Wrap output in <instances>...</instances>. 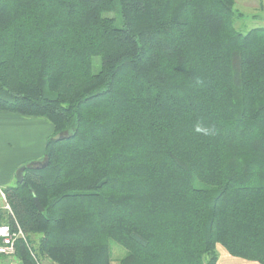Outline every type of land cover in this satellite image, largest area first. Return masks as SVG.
<instances>
[{
	"label": "trees",
	"instance_id": "trees-1",
	"mask_svg": "<svg viewBox=\"0 0 264 264\" xmlns=\"http://www.w3.org/2000/svg\"><path fill=\"white\" fill-rule=\"evenodd\" d=\"M235 2L0 0V111L54 127L4 188L23 264H264V22Z\"/></svg>",
	"mask_w": 264,
	"mask_h": 264
},
{
	"label": "rangeland",
	"instance_id": "rangeland-1",
	"mask_svg": "<svg viewBox=\"0 0 264 264\" xmlns=\"http://www.w3.org/2000/svg\"><path fill=\"white\" fill-rule=\"evenodd\" d=\"M235 8L241 13L235 22L240 30L247 31L262 24L260 18L264 14V0H236ZM95 69H99V64ZM14 116L16 117L0 119L3 134V141L0 144V158L2 156L8 157L11 162L19 166L16 167V176L13 177L9 185L18 181L17 173L22 166L44 159L45 143L53 133V127L46 118ZM2 187L4 186L2 185ZM2 206L3 203L0 200V208ZM110 245L114 257L113 264H118L119 258L126 250L115 241H111Z\"/></svg>",
	"mask_w": 264,
	"mask_h": 264
},
{
	"label": "crops",
	"instance_id": "crops-1",
	"mask_svg": "<svg viewBox=\"0 0 264 264\" xmlns=\"http://www.w3.org/2000/svg\"><path fill=\"white\" fill-rule=\"evenodd\" d=\"M260 20L262 22H264V14H262ZM14 115H22V116H26V117H43V118L48 119L47 117H44V116H29V115L15 113V112H11V111H0V119L1 118L16 117ZM15 119H17V118H15ZM40 122H42V120H40ZM50 123L53 127V124L51 121H50ZM1 129H2V126L0 124V144L3 141V134L1 132ZM53 130H54V127H53ZM46 143H47V141H46ZM45 147H46V145H45ZM16 167H19V166L16 165L15 163L11 162V160L8 157L2 156L0 158V185L1 186L2 185L4 187L9 186V183L13 180V177L16 176ZM217 249L219 252V257H218L216 264H262L256 260H250V259H246L243 257L234 256V255L230 254L228 252V250L222 245H218ZM0 264H23V261L20 260L18 255H16L15 258L1 256L0 257Z\"/></svg>",
	"mask_w": 264,
	"mask_h": 264
},
{
	"label": "built area",
	"instance_id": "built-area-1",
	"mask_svg": "<svg viewBox=\"0 0 264 264\" xmlns=\"http://www.w3.org/2000/svg\"><path fill=\"white\" fill-rule=\"evenodd\" d=\"M0 200L3 203L2 209L9 215L12 212V206L7 199L6 192L4 188L0 185ZM18 238H24L28 247L30 244L25 238V233L21 226H17L14 228L9 223H0V254L6 257L14 258L17 255V246L16 241ZM31 248V247H30ZM34 257H36L35 253L31 252ZM36 264H44L43 262L37 260Z\"/></svg>",
	"mask_w": 264,
	"mask_h": 264
},
{
	"label": "water",
	"instance_id": "water-1",
	"mask_svg": "<svg viewBox=\"0 0 264 264\" xmlns=\"http://www.w3.org/2000/svg\"><path fill=\"white\" fill-rule=\"evenodd\" d=\"M45 165H46V162L45 163H42L41 161H36V162H33L30 166L39 167V166H45ZM27 166L28 165L22 166L19 169V171L17 173V180L19 182H21L23 180V173H24V171H25V169H26ZM35 201H36V204H37L38 208L40 210H44V207L41 205L40 201L37 198H35ZM52 264H58V263L52 262Z\"/></svg>",
	"mask_w": 264,
	"mask_h": 264
}]
</instances>
